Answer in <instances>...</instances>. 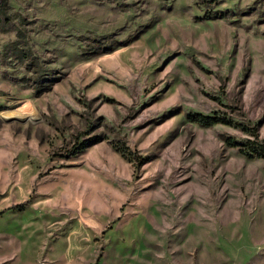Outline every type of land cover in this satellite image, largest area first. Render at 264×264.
<instances>
[{
    "label": "rangeland",
    "instance_id": "rangeland-1",
    "mask_svg": "<svg viewBox=\"0 0 264 264\" xmlns=\"http://www.w3.org/2000/svg\"><path fill=\"white\" fill-rule=\"evenodd\" d=\"M239 123L264 142V0H0V256L264 264Z\"/></svg>",
    "mask_w": 264,
    "mask_h": 264
},
{
    "label": "trees",
    "instance_id": "trees-1",
    "mask_svg": "<svg viewBox=\"0 0 264 264\" xmlns=\"http://www.w3.org/2000/svg\"><path fill=\"white\" fill-rule=\"evenodd\" d=\"M189 117L193 120L198 122L201 125L204 126H211L215 123H233L232 120H230L226 116H220V115H209V114H202V113H196V114H190ZM238 126H242V129L249 131L251 135L254 136V139L248 138L245 142L239 143L236 139L232 137H227L226 141L233 146H241V151L245 153L246 155L253 157V156H261L264 157V142L260 141L258 138V132L256 128H249L246 125L243 124H237Z\"/></svg>",
    "mask_w": 264,
    "mask_h": 264
},
{
    "label": "crops",
    "instance_id": "crops-1",
    "mask_svg": "<svg viewBox=\"0 0 264 264\" xmlns=\"http://www.w3.org/2000/svg\"><path fill=\"white\" fill-rule=\"evenodd\" d=\"M45 257L34 262V264H70L66 259H48V262H45ZM44 260V262H43ZM47 260V259H46ZM0 264H21L20 260H17V257L14 256H0Z\"/></svg>",
    "mask_w": 264,
    "mask_h": 264
}]
</instances>
